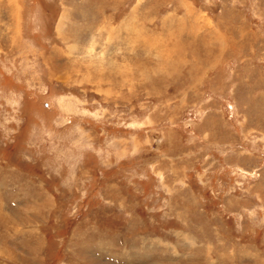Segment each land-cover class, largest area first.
Returning a JSON list of instances; mask_svg holds the SVG:
<instances>
[{
    "label": "rangeland",
    "instance_id": "374dc122",
    "mask_svg": "<svg viewBox=\"0 0 264 264\" xmlns=\"http://www.w3.org/2000/svg\"><path fill=\"white\" fill-rule=\"evenodd\" d=\"M0 264H264V0H0Z\"/></svg>",
    "mask_w": 264,
    "mask_h": 264
}]
</instances>
